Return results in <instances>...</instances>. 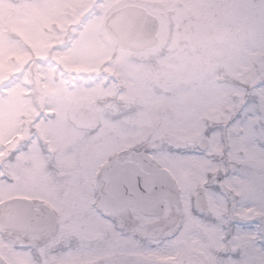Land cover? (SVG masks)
<instances>
[{
  "label": "snow or ice",
  "instance_id": "obj_1",
  "mask_svg": "<svg viewBox=\"0 0 264 264\" xmlns=\"http://www.w3.org/2000/svg\"><path fill=\"white\" fill-rule=\"evenodd\" d=\"M35 2L51 32L38 60L118 83L127 61L107 33L147 5ZM167 7L203 21L190 42L219 53L235 46L216 34L226 24L264 22V0ZM245 62L204 84L137 75L150 103L135 113L85 110L47 65L39 105L0 88V264H264V42Z\"/></svg>",
  "mask_w": 264,
  "mask_h": 264
},
{
  "label": "rangeland",
  "instance_id": "obj_2",
  "mask_svg": "<svg viewBox=\"0 0 264 264\" xmlns=\"http://www.w3.org/2000/svg\"><path fill=\"white\" fill-rule=\"evenodd\" d=\"M127 2L147 5L142 7L159 19L158 43L136 54L119 48L127 62L119 73L118 83L112 84L111 77L105 79L102 70L100 73L70 74L62 67L55 66V61L48 64L47 61L38 60L35 50L42 39L41 33L51 36V32L44 27V10L37 6L35 0H0V88L15 82L12 90L17 95L31 104L39 105L43 98L41 85L46 82L41 80V71L47 65L54 82H65L69 89L76 87L82 90L85 110L92 105L101 116L105 111L118 114L127 110L135 113L150 103L143 89L135 83L137 75L143 74L152 83L170 82L175 78L204 84L218 80L220 72L238 78L248 70L245 58L257 56L260 44L264 42V22L241 17L216 33L234 41L235 46L231 51L219 53L206 50L190 42L198 31H206L204 22L191 16H178L167 7L171 0ZM51 28L59 32L54 24ZM107 39L112 41L108 33ZM25 80L26 83L23 82ZM157 91L163 92V88Z\"/></svg>",
  "mask_w": 264,
  "mask_h": 264
},
{
  "label": "water",
  "instance_id": "obj_3",
  "mask_svg": "<svg viewBox=\"0 0 264 264\" xmlns=\"http://www.w3.org/2000/svg\"><path fill=\"white\" fill-rule=\"evenodd\" d=\"M125 26L122 31L109 29L108 35L121 50L134 53L142 52L158 43L159 19L143 7L127 9ZM111 23L110 17L105 20Z\"/></svg>",
  "mask_w": 264,
  "mask_h": 264
}]
</instances>
